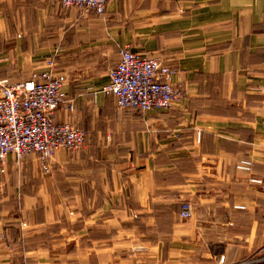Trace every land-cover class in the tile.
I'll return each mask as SVG.
<instances>
[{"label": "crops", "instance_id": "obj_1", "mask_svg": "<svg viewBox=\"0 0 264 264\" xmlns=\"http://www.w3.org/2000/svg\"><path fill=\"white\" fill-rule=\"evenodd\" d=\"M127 45L177 69L184 99L120 107L103 88ZM50 57L74 103L56 117L88 136L50 174L9 156L0 264H264V0H0V79Z\"/></svg>", "mask_w": 264, "mask_h": 264}, {"label": "built area", "instance_id": "obj_2", "mask_svg": "<svg viewBox=\"0 0 264 264\" xmlns=\"http://www.w3.org/2000/svg\"><path fill=\"white\" fill-rule=\"evenodd\" d=\"M108 1L62 0V5L104 14ZM119 54L120 61L103 89L116 94L120 107L162 109L184 99L185 90L174 82L177 69L158 57L136 52L129 45L120 48ZM46 63V69L29 79H0V178L7 173L9 156L20 164L25 156L35 154L41 171L50 173L58 151L78 150L86 143V128L57 119V110L64 104L67 78L56 74L54 57ZM63 106L74 110L72 102ZM201 135L198 131V140ZM187 208L181 214L184 218L190 216Z\"/></svg>", "mask_w": 264, "mask_h": 264}, {"label": "rangeland", "instance_id": "obj_3", "mask_svg": "<svg viewBox=\"0 0 264 264\" xmlns=\"http://www.w3.org/2000/svg\"><path fill=\"white\" fill-rule=\"evenodd\" d=\"M40 168V167H39ZM51 173V172H50ZM50 173H44V174H50ZM251 261V260H250Z\"/></svg>", "mask_w": 264, "mask_h": 264}]
</instances>
